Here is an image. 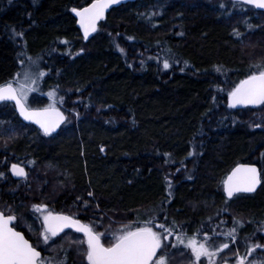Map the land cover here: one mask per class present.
<instances>
[{"label":"trees","instance_id":"trees-1","mask_svg":"<svg viewBox=\"0 0 264 264\" xmlns=\"http://www.w3.org/2000/svg\"><path fill=\"white\" fill-rule=\"evenodd\" d=\"M89 1L0 0V84L13 82L30 56L46 73L31 107L47 106L56 90L74 102L62 125L69 121V129L52 136L23 124L11 103L0 106V210L10 204L20 212L36 196L69 214L87 201L95 219L157 214V222L166 216L185 232L210 235V225L221 233L235 220L243 224L239 248L261 244L264 106L229 108L227 92L253 61H264L263 26L232 28L204 0H141L111 9L98 26L106 36L96 31L84 41L71 9ZM256 111L261 117L251 118ZM9 123L29 132L9 140ZM31 157L42 171L18 193L21 181L10 177L8 164ZM241 162L259 167L261 185L228 199L223 181Z\"/></svg>","mask_w":264,"mask_h":264},{"label":"snow or ice","instance_id":"snow-or-ice-1","mask_svg":"<svg viewBox=\"0 0 264 264\" xmlns=\"http://www.w3.org/2000/svg\"><path fill=\"white\" fill-rule=\"evenodd\" d=\"M121 3L122 0H92L86 7L73 8L72 12L78 17L84 39L87 40L90 33L97 31V23L104 18L107 9ZM237 4L241 8L247 5L264 9V0H233L234 9ZM221 7L225 6L221 5ZM233 31L239 38L241 34L235 29ZM15 35L22 37L23 33H15ZM21 55L24 56V53ZM26 60L27 65L25 59H21L22 71L17 74L22 79L17 78L14 82L0 84V106L14 102L15 110L24 121L38 125L44 136H52L67 118L55 103L39 109L28 105L29 93L37 89L40 79L46 73L39 70V65L32 57H26ZM163 66L168 69L170 64L165 60ZM48 95L54 97L55 94L49 92ZM227 105L233 109L238 106L243 108L264 106V63L253 65L249 74L227 92ZM194 154L190 153V155ZM11 172L16 177L27 179L28 173L20 164H12ZM260 175L254 165H237L223 181L227 197L232 198L242 192H254L261 182ZM3 176L4 173L0 172V177ZM87 195L91 197L93 193L88 192ZM84 206L87 207V201L84 202ZM32 209L34 213H40L42 216L41 236L44 245H48L52 238L58 237L65 229H74L77 233H83V240L72 243L77 245L78 254L84 256L87 264H171V253L166 249L177 246H182L180 248L182 254L184 249L190 250L189 264H205L202 257L207 258V264H220L216 258L223 250L229 249V242L232 244L237 242L239 228L243 226L242 222L234 220L233 227L227 231L214 233L212 236L205 232L200 239L197 234L187 236L183 231L177 233L175 222L169 224L166 216L164 222H157L158 215L149 214L147 219H137L123 225L117 231L106 234L96 231L92 224L83 223L73 215L49 210L46 204H34ZM7 213L5 210H0V264H53V258L42 257L41 251L37 250L38 245L34 246L25 238L22 231L17 230L13 222L17 221L18 217L12 213L11 208L7 209ZM173 235L176 243H166L168 237ZM219 236H223L224 240L218 241ZM105 240L108 241L107 244L103 242ZM83 245L86 247H81ZM261 248H264V244L246 242L247 255L241 256L237 250L234 264H264V260L248 259V256ZM65 260L66 257L55 260V264H65ZM224 264H228L227 260Z\"/></svg>","mask_w":264,"mask_h":264},{"label":"rangeland","instance_id":"rangeland-1","mask_svg":"<svg viewBox=\"0 0 264 264\" xmlns=\"http://www.w3.org/2000/svg\"><path fill=\"white\" fill-rule=\"evenodd\" d=\"M204 1H206V3H205L206 5H209L212 8H216L221 13H223V18H225V19L227 18L231 21L230 23L232 25L231 26L232 28L237 26L238 29L244 30L245 26L243 28L241 26H243V24L246 25V24H249L251 22L256 23L257 25H260V27L263 26V28H264V13L258 14L259 12H257V10H255L251 6L246 5V6H244V8H241L240 5L237 4L236 8L234 9L232 6L233 0H204ZM167 4H169V2ZM144 5H142L140 3L137 5V7H140V6L142 7ZM164 5H165V3L163 5L160 4V7H162ZM170 5L171 4H169L168 6H170ZM221 5H224L225 7H221ZM253 12H255L256 14L252 15ZM104 30H105V28H103V29L100 28L97 31H99L101 34L103 32V36H106V33L104 32ZM245 30H246V28H245ZM111 33H112L111 30L109 32H107V36L110 35ZM262 63H264L263 60H256V61L252 62V66L256 65V64H262ZM252 66L250 68H248V70L246 72L247 75L252 70ZM17 78L22 79V77H17ZM37 89H39V84L37 86ZM36 90L29 93V96H28V105L29 106H31L30 101L32 100L33 95L37 94ZM53 93L55 94L54 97H49V95L47 94V97H46L47 98L46 99L47 106L55 103L56 107H61L64 112H69L70 111L69 102H73V101L70 99L69 100L67 99V93H60L58 90L53 91ZM66 104H68V106H65ZM261 115L262 114L260 111H256L253 114H251L250 116H251V118L253 117V119H255V118H260ZM64 124L66 125V123H64ZM9 125H10V131H8V132H10V134L8 133L5 136L9 140L11 138H17L19 136V134H21V133L25 135V133L27 134V132H29V130L25 129L20 124L13 125V123H9ZM68 127H69V121H67V127H65V128L62 127L63 129L60 128L59 132L67 131L69 129ZM2 134H4V132ZM2 137H4V136H2ZM44 138H41L42 139L41 141L49 140V139H44ZM13 163H17V162L11 161L8 164V166H10ZM19 164L26 167V169L28 171V176H27L26 180L25 179L19 180V181H21V183L16 188L18 193L24 192L25 190L29 189V186L31 189L32 184L35 183L34 179L37 178V175L42 171V168H40V166L37 164L34 157H31L30 159L29 158H23L21 161H19ZM7 169H8V167H7ZM34 204H46V205H48L49 210L56 212L53 208L52 199H50V198L48 199L46 197L45 198H43V197L38 198L36 196H31L28 200L24 201V204H22V206H21L22 210H20V212L14 206H12L10 204H8L7 206H3V207H4V210L6 212H7L8 208L12 209V213H14L18 217V220L16 221V223L19 226L23 227L27 231V233L31 236V238H33L36 245H38V247L42 248V250L45 251V255H46L45 257L46 258H53V264H55V260L64 259L65 257H66L65 264H70L71 260L73 262H75V264H87L84 256L78 254L77 245L72 243V241L84 239L79 234L72 233V232L68 231L67 233H65L61 236L52 238V240L49 241L48 245H44L42 243V236H41V233L43 231L42 216L40 213H34V211L32 209V206ZM75 209L77 211H79V209L86 210V213L94 218V219H92V221H95V222L92 225L95 227V230L99 231L101 233L107 234L110 231H117L123 225L132 222L129 220H124L123 217L113 218V216H105V217L97 216V219H95L96 217H94L93 216L94 214L91 213L92 209L89 207H85L83 203L79 207V209L72 207V210H71L72 212L69 213V215H73L74 217H77L78 214L74 212ZM37 217H39V219ZM98 217L100 219H98ZM92 221H88V223L91 224ZM210 226L212 229L211 232L214 231V233H219L217 231L216 225L214 226L212 224ZM190 229L192 230L193 227H191ZM221 229H222V232L227 231V228H225L224 225H222ZM186 230H188L187 227L181 226V225H177V227L175 229V231L177 233H179L180 231H183L184 233L187 234V236H192L193 234H197L198 238H200V239H202L203 234L205 232H207V231H204V233H199L198 231H195V232L189 233V232H185ZM207 233L209 234V232H207ZM261 235H262V237H264V228H263V230H261ZM209 236H212V235L209 234ZM223 240H224L223 236L220 237V239L218 238V241H223ZM104 242L107 244L108 241L105 240ZM166 243L175 244L176 243L175 235L168 237V240L166 241ZM229 244H230L229 249L223 250V252L220 254V256L216 258L217 260L220 261V264H224L225 260H227L228 264H234L235 253L237 252V250L239 251V255H241V256L247 255L246 251L244 252L241 248H239V245L237 243L232 244L231 242H229ZM261 244H264V239H262ZM81 247H86V245H83ZM180 248H182V246H177V248L169 247L168 249H166L167 252L171 253V264H189L188 253L190 250L184 249L183 250L184 254H182L180 251ZM255 252H259L261 254L255 255ZM255 252L251 256H248L249 260H252V259L264 260V248L257 249ZM201 259L205 261V264H207V258L202 257Z\"/></svg>","mask_w":264,"mask_h":264},{"label":"water","instance_id":"water-1","mask_svg":"<svg viewBox=\"0 0 264 264\" xmlns=\"http://www.w3.org/2000/svg\"><path fill=\"white\" fill-rule=\"evenodd\" d=\"M134 1H140V0H122V3H121V4L111 6L109 9L106 10L104 18L101 19L100 21H98V23H97V27H98L99 22H101L102 20H104V19L106 18V15L111 11V9H113V8H115V7H118V6L122 5V4H125V3H127V2H134ZM90 3H91V2H90ZM90 3H89V4H90ZM89 4H87L86 6H88ZM86 6H83V7H86ZM251 7H253V6H251ZM81 8H82V7H81ZM253 8H254L255 10H257V11L264 12V9H257V8H255V7H253ZM77 9H79V8H77ZM71 14H72V16H73L74 19H75V25H76L77 29L79 30L80 34L82 35L83 40H84V41L89 40V38H90L95 32L90 33L88 39L85 40V39H84V35H83V30L80 28V25H79V23H78V17L75 16V13L72 12V10H71ZM8 103H11V104L13 105V107H14V102H8ZM47 107H48V106H47ZM249 107L254 108V107H252V106H249ZM257 107H258V106H257ZM31 108L39 109V108H45V107H31ZM57 108H58L61 112H63V113L65 114V112H64L60 107H57ZM241 108H243V107L238 106V107L235 108V109H241ZM14 109H15V108H14ZM15 112H16L17 116L19 117V119H20V121H21L22 123L27 124V125H33V126L39 131V132H41V131L39 130V126H38V125H36V124H34V123L30 122V121H24L23 118L19 116L18 111L15 110ZM65 116H66V115H65ZM62 124H63V123H62ZM62 124L60 125V127L62 126ZM60 127H59V128L56 130V132L53 133L52 135L56 134V133L59 131ZM41 133H42V132H41ZM42 134H43V133H42ZM13 164H14V163H13ZM16 164H17V163H16ZM239 164H249V165H254V166L258 169V171L260 172L259 167H258L256 164H252V163H242V162H241V163L236 164L234 167H232V168L230 169V171L227 173L225 179H226L227 176L232 172V170H233L237 165H239ZM11 165H12V164H11ZM11 165L8 167V172H9L10 177H11L13 180H22L23 178L16 177V176H14V175L12 174V172H11ZM21 166H22V165H21ZM22 167H24V166H22ZM24 168H25V167H24ZM25 171L27 172V169H26V168H25ZM260 174H261V173H260ZM225 179H224V180H225ZM260 179H261V175H260ZM260 185H261V182H260V184L257 185L256 190L259 188ZM256 190H255V191H256ZM255 191H254V192H255ZM254 192H251V193H254ZM223 193H224L225 197L228 198L226 192L224 191V185H223ZM242 193H246V192H242ZM238 194H239V193H238ZM228 199H230V198H228ZM65 230H66V229H65ZM72 230H74V229H72ZM74 231H75V230H74ZM82 234H83V233H82ZM25 238H26V237H25ZM37 250H38V249H37ZM38 251H39V250H38Z\"/></svg>","mask_w":264,"mask_h":264},{"label":"flooded vegetation","instance_id":"flooded-vegetation-1","mask_svg":"<svg viewBox=\"0 0 264 264\" xmlns=\"http://www.w3.org/2000/svg\"><path fill=\"white\" fill-rule=\"evenodd\" d=\"M90 2H92V0L91 1H89L87 4H89ZM87 4H84V5H82V6H80V7H75V8H81V7H83V6H86ZM123 5V4H122ZM17 164H19V163H17ZM21 165V164H20ZM23 166V165H22ZM9 167V166H8ZM25 167V166H24ZM26 168V167H25ZM8 170V169H7ZM8 174H9V172H8ZM18 181V180H17ZM64 214H67V213H64ZM69 215V214H68ZM74 218H77V219H79L78 217H74ZM81 220V219H80ZM83 223H88V222H85V221H83V220H81ZM14 223V225L17 227V230L18 231H22L23 233H24V235H25V237L27 238V239H29L30 240V242L34 245V246H37L36 245V243L34 242V240H33V238H31V236L27 233V231L23 228V227H21V226H19L17 223H16V221H14L13 222ZM89 224V223H88ZM68 231H70V232H72V233H76V234H79V235H81L83 238H84V236H83V234L82 233H77L76 231H74V230H72V229H66V230H64V232L63 233H60L59 234V236H61V235H63V234H65V233H67ZM104 242V241H103ZM37 249L39 250V251H41V255H42V257H45L46 255H45V251L44 250H42V248H40V247H37Z\"/></svg>","mask_w":264,"mask_h":264},{"label":"bare ground","instance_id":"bare-ground-1","mask_svg":"<svg viewBox=\"0 0 264 264\" xmlns=\"http://www.w3.org/2000/svg\"><path fill=\"white\" fill-rule=\"evenodd\" d=\"M145 1V0H144Z\"/></svg>","mask_w":264,"mask_h":264}]
</instances>
